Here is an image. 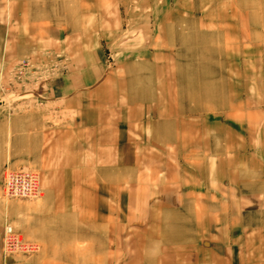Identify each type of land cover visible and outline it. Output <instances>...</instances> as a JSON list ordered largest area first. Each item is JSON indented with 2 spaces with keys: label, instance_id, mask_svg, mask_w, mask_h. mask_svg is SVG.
Listing matches in <instances>:
<instances>
[{
  "label": "rangeland",
  "instance_id": "obj_1",
  "mask_svg": "<svg viewBox=\"0 0 264 264\" xmlns=\"http://www.w3.org/2000/svg\"><path fill=\"white\" fill-rule=\"evenodd\" d=\"M65 36L97 45L135 120L133 154L106 156L110 140L88 132L75 150L64 134L53 151L50 134L15 157L3 141L0 228L37 248L8 256L152 264L172 246L177 264H264V0H0V135L29 117L72 128L51 93L71 65ZM20 169L37 174L36 196L6 190V171ZM80 195L102 201V218L79 211Z\"/></svg>",
  "mask_w": 264,
  "mask_h": 264
},
{
  "label": "crops",
  "instance_id": "obj_2",
  "mask_svg": "<svg viewBox=\"0 0 264 264\" xmlns=\"http://www.w3.org/2000/svg\"><path fill=\"white\" fill-rule=\"evenodd\" d=\"M47 19L49 18L46 17L45 21ZM199 23L201 22H198V24H196V27L201 26ZM174 27L176 28L177 25H175ZM202 27H204V25H202ZM69 36L73 35L71 34ZM69 36H65L63 42L61 41L58 44L59 46L63 44L64 48L69 50L68 55L71 60L70 69L68 70L67 75H65L66 80H63L65 82H63L64 85L61 86L63 88H51V93L61 94L63 96V100L60 102L58 101V112L61 108H63V110H72V128H70L71 126H49L50 128H47L48 126L46 125V123L44 124L45 126H43L42 123V127L40 128L37 125L39 124V126H41L42 121H39V117L36 119V121L38 122L35 123L32 122L34 118L29 117V121H31V123L25 126L17 125V128L12 130L5 123L7 127L5 131L7 133H10L11 135L8 136L5 134L4 130L1 131L0 153L3 151L2 142L9 140L11 141V156H19L24 152L26 154V151L27 155H30L34 150H38L43 142L45 144V140H48V136L50 134L51 135L49 139L54 140L52 148L53 151H57V148L59 147L58 141L64 134H69L71 138H73L71 139L69 137L73 141V143L69 142L67 149L75 150V144L77 143L76 141L80 142L83 138L82 134L86 135V133L88 132V134L92 136H90V138H92L91 140H94L96 144L97 141L110 140L109 146L105 147L106 156L112 152H116L118 153V155H120L121 153L125 156H132L133 149L128 146V141H131L132 139L127 133L135 129V120H132V118L130 117L131 114L128 115L129 117L123 115V111L126 109V106L123 105L122 102H116V100L119 99V95L121 92L120 88H118L119 84H115L114 79H108V74H105V70L100 66L99 62L102 59V56L100 55V51L98 50L97 45L93 46L83 40L81 42L77 40L79 42L73 43L74 38ZM71 44H74L72 48L70 47ZM90 78H93L92 82L95 79L96 80L91 83L89 81ZM62 111L60 110L59 114L62 115ZM43 118L45 119V117H42V119L40 120H43ZM35 124L37 125V127ZM35 128H37V132H35ZM39 129H41V131H39ZM35 134H40L39 139L36 140V146L34 144L35 138L33 136ZM42 148L45 151V147ZM82 197H84V195H80L77 199H75L77 201V205H79V211L82 212L84 206L88 205V208L95 209V211H93L95 213L90 215L91 218L93 216V219L95 221H97L99 217L102 218L101 209L98 208V204L102 205V201H99L97 197L95 200L93 197H91L90 200H87L85 198L86 201L82 203ZM104 203L105 205H108L107 201L105 200ZM97 210L99 212H97ZM3 233V230L0 228V264H51L49 260L44 259V257H41L37 254L14 257L8 256V254L3 253ZM245 244L247 247L246 249H251L249 248L250 246L248 244V241H246ZM252 247L253 250L246 251H256L257 249H260L259 247ZM186 251L189 252L188 250ZM243 251L244 249L242 248L241 252ZM155 252L156 254H161V261L157 262L158 256L154 255L151 258L152 264H177L178 262L177 249L173 248L172 246H157ZM211 252L212 250L208 248L206 250L204 249L201 254L204 257L201 258V261H206V263L207 261H214ZM190 253L193 252L190 251ZM208 257L212 259L207 260ZM215 260L216 262H218L219 260V264L228 263V260L223 258Z\"/></svg>",
  "mask_w": 264,
  "mask_h": 264
},
{
  "label": "built area",
  "instance_id": "obj_3",
  "mask_svg": "<svg viewBox=\"0 0 264 264\" xmlns=\"http://www.w3.org/2000/svg\"><path fill=\"white\" fill-rule=\"evenodd\" d=\"M5 187L12 195L15 196H36L38 193V176L35 171L27 169H20L18 171L8 170L5 176ZM20 242L18 243V238ZM30 242H23V238L16 232L13 227L10 226L4 236V248L9 250L8 252H16L22 249H27L24 246ZM34 245V242H31ZM20 247V248H14ZM19 249V250H17Z\"/></svg>",
  "mask_w": 264,
  "mask_h": 264
},
{
  "label": "bare ground",
  "instance_id": "obj_4",
  "mask_svg": "<svg viewBox=\"0 0 264 264\" xmlns=\"http://www.w3.org/2000/svg\"><path fill=\"white\" fill-rule=\"evenodd\" d=\"M10 228V226H6L5 227V229H4V236H5V234H6V232L8 231V229ZM20 242V239L18 238V243ZM25 248H27V249H22V250H19V249H17V250H19V251H16L15 253H19V252H32V251H36V246L35 245H32V243H29L27 246L25 245L24 246ZM14 248H20V247H15L14 246ZM4 250H5V248H4ZM9 250L6 248V251H5V253L6 254H9L10 252H8Z\"/></svg>",
  "mask_w": 264,
  "mask_h": 264
}]
</instances>
